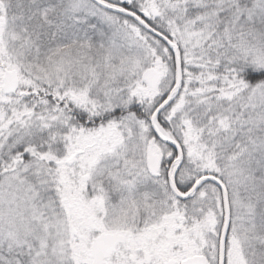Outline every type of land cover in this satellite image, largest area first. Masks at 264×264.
I'll use <instances>...</instances> for the list:
<instances>
[{
	"label": "snow or ice",
	"instance_id": "6c2138e0",
	"mask_svg": "<svg viewBox=\"0 0 264 264\" xmlns=\"http://www.w3.org/2000/svg\"><path fill=\"white\" fill-rule=\"evenodd\" d=\"M0 264H264V0H0Z\"/></svg>",
	"mask_w": 264,
	"mask_h": 264
}]
</instances>
